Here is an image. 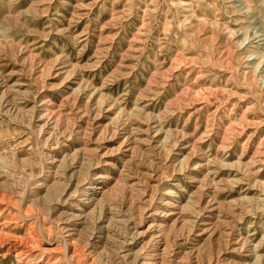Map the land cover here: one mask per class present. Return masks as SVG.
<instances>
[{
  "label": "rangeland",
  "instance_id": "1",
  "mask_svg": "<svg viewBox=\"0 0 264 264\" xmlns=\"http://www.w3.org/2000/svg\"><path fill=\"white\" fill-rule=\"evenodd\" d=\"M0 264H264V0H0Z\"/></svg>",
  "mask_w": 264,
  "mask_h": 264
},
{
  "label": "bare ground",
  "instance_id": "2",
  "mask_svg": "<svg viewBox=\"0 0 264 264\" xmlns=\"http://www.w3.org/2000/svg\"><path fill=\"white\" fill-rule=\"evenodd\" d=\"M253 34V33H252ZM258 35H259V33H258ZM257 36V35H256ZM250 40V39H249ZM253 41V40H252ZM256 41V40H255ZM248 59V58H247Z\"/></svg>",
  "mask_w": 264,
  "mask_h": 264
}]
</instances>
